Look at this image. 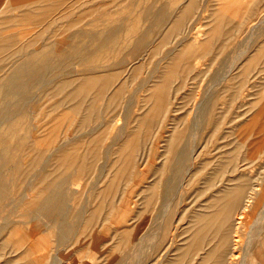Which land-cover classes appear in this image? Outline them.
Segmentation results:
<instances>
[{"label":"bare ground","instance_id":"obj_1","mask_svg":"<svg viewBox=\"0 0 264 264\" xmlns=\"http://www.w3.org/2000/svg\"><path fill=\"white\" fill-rule=\"evenodd\" d=\"M195 5L196 0H189L188 3H186L184 10L177 14L174 22L173 20H169L171 24L169 23L170 25L168 24L169 26L164 28L162 36L163 42H165L170 34L174 35L172 37V40H174V38L176 39L177 37L175 35L179 36V34H184L187 31L183 26L185 25L186 18L195 9ZM100 7V5L98 7L89 5L82 0H0V15L4 17V21L9 20L10 23L25 21L28 23H38V26L40 24L41 28L37 29L35 32L33 41L34 39L39 41V39L41 40L44 38V34H48L47 38H49V40L51 39L49 42L52 43L56 38L68 31L70 27H75V25L78 26L89 16L98 12ZM14 9H19L20 13H12V10ZM249 10H247L248 13ZM217 11L213 13L210 23V25H212L210 28H207L204 33L201 32L202 37H205L202 41L199 39V43H195L194 40L196 39H194V37L192 38L194 39L192 42H189L188 40V42L184 44L183 41L187 39V37L182 35L183 38H181L180 43H178L181 44V42H183L184 45L180 48H178L179 46L174 47L166 52L164 57H161V59H164L169 55V59L166 63L161 64L163 66L159 69L157 68L158 71H160L159 77L153 79L150 75L149 81L151 82L146 86L147 90L145 89V92L147 91V93L144 96L145 98H143L144 100H142L145 102V112L143 114H138L137 117L134 118L135 126L133 129L125 134H119L118 132L111 137L109 143L107 142L109 144L108 148L117 143L120 144L118 148L116 147L115 151H113V149H115L113 146L110 149H101L102 144L110 136L109 131L112 130H110L111 122H113V120H115L120 114L119 108L121 105V99L123 100L122 97L125 94L126 88V75H136L140 71L141 64L134 66L129 72H127V74H123L122 72L125 68H121V66L124 65L123 62L112 64L99 63V65H93L90 64L92 63L90 60V63L85 61L88 63L87 66L84 63L85 68L75 71L72 68L73 61L71 57L69 58L72 53L66 54V57L62 59V62L56 61V63L53 59L48 57V52H43L40 56L36 54L34 57H31L32 51L35 50V47L31 48L29 47L30 45L28 46V43H25L29 40H18L16 33L12 31L7 33H2L0 31L1 158L3 162L13 159L14 156L12 154L10 155V153H12L13 148H17L20 145H26L27 152L33 154L28 159V164L27 166L25 165L26 167H21L20 164L13 167L14 173L16 171L19 173H17V176L13 178L9 172L7 174L4 173L2 177L0 176V202L6 197V194L9 193V186L12 181H16V184L19 187H23V190H25L23 191L19 188V196L17 198L21 204L20 207L23 208V217L32 215L35 218L39 214L48 216L50 219L45 225L48 227L47 229H49L50 234L57 236V240L64 241L67 236L75 231L73 230L72 223L66 218L69 215L77 216V213L79 215V212L74 210L75 205L73 204L74 207L70 208L66 199L72 194L78 198L76 194L77 186L73 184L77 183L76 180L78 178L87 177L96 165L97 159L103 157L104 163L102 166L106 167V163L109 162V169L114 172L113 175L110 176L111 179L107 181L103 188L106 189V193L104 192L105 195H101L102 197L99 199L95 207L86 209L83 216V222L85 225L92 227L100 218H103V221H105L110 216V212H112L114 208L116 209L114 203L117 198H113V196H119L120 188L132 179L131 176L136 170L137 158L140 156V153H143L142 149L146 148L143 143L145 142L144 140H149V137L154 130L158 128L159 124L161 125L160 118L163 114L165 115L169 111L170 104L172 103L171 100L173 101L171 94L175 91L173 88H180L179 85L182 84L175 82H181L184 80V78L192 72L194 67L196 69L198 68V71H200V69H202L200 65L204 62L201 63L197 59L202 57V54H207L208 49H211L214 45H219V38L223 33V25L224 23H228L226 22L228 20L222 16L224 15L223 12L221 15L219 12L217 13ZM249 18L250 17H248V19ZM61 21H66L67 24L58 23ZM250 21L251 18L249 19V22ZM161 23H164L163 19H161ZM187 25L188 24H186V26ZM262 25H264V15L261 19L258 21L255 20L251 24L248 29L250 38L257 33V29ZM99 40V45L96 43L94 46L96 50L109 47V44H106L105 40ZM166 41H168V39ZM91 44L93 46L92 42ZM131 47V54L141 55L142 51L148 50V52H144L146 57L155 55L156 50L160 49V46L157 44L146 46L144 43V37H140ZM177 48L179 51L175 52V49ZM216 48L218 47L216 46ZM217 54L218 53H216V55ZM86 55L84 60H87ZM197 56H199V58ZM12 57L23 58H19V62H14V66H8V64H10L8 63V60ZM192 59H194L192 63L196 64L194 67H192L191 64ZM241 61L240 81L250 78V81H252V78L258 76L257 73H261V71L256 69L259 65L264 64V40L256 45L254 52L247 60ZM233 75V73L231 75L226 73L225 76H220L222 79H225L223 90L218 92L215 86H213V89L210 87L205 90L201 99L200 111L204 114V119L202 118L201 122H199L200 128L201 125L202 127L205 125L210 126L213 130L219 128L221 120L218 110V102L221 101V94L229 91L230 80H232ZM218 81L223 82L222 80ZM37 85L38 88L41 89V92L51 99L50 101L46 99L49 105V108L46 109V111L43 108V101L46 98H44V95L43 99L38 103H35L33 102L34 100H32L35 95V93H33V88ZM199 93L200 91L198 94ZM225 95L226 93L223 94V96ZM263 95L264 94H262V96ZM193 97H196V95ZM230 97L231 96L228 97L227 104ZM262 98L263 106L261 112L264 113V97ZM232 99L233 97L231 100ZM33 105L35 108H33ZM44 112H46L47 115H52V117L45 121L43 117ZM105 112H111L113 114L110 113L111 115H109V113H107V116ZM32 117H34V119H39V123L32 122ZM168 118L171 123L169 122V125L167 126L163 125L166 132L163 133L162 141L167 142V144L165 143V145H163V150L161 151L164 160L162 159V163L156 167L158 170H166L172 165L181 164L190 156V151L188 149V134L186 131L180 129L176 131L177 125L173 122L175 120L174 115H169ZM262 118L263 117L261 116V119ZM19 119H23L24 132H20L18 135L20 138L17 142L10 143L9 140L12 139V136H15L13 133L17 130L15 127V121ZM167 120L165 121L167 122ZM5 122L9 123L6 129L1 127ZM262 122L263 120L260 121L255 115L248 117V119L244 121V126L239 127L242 131V136L240 138L241 141L238 142L239 144L236 143L238 146L234 147V150L221 151L215 160L206 163L207 166L209 164V169L212 170L209 172L210 174H208L207 179L209 181L207 180V183L210 182V184H213L215 183L214 181H216L217 184L220 185L222 183L223 186L214 192L208 200H206L203 206L195 209L194 212L191 213L192 216L186 224V231L188 232L184 244L177 248L176 253L167 256L164 264L237 263L240 255L238 249L242 245V236L240 237L241 233L239 228L244 222L243 214L253 210L259 203L264 201V159L260 161L257 160L256 163L244 162L247 155H252V159H256V156H258L256 153L263 151L261 150L258 152L255 150V148L260 149L257 146H261V141L264 140V127L263 124H261ZM193 124L196 126L195 122H193ZM35 129L38 134L36 137L32 133ZM174 131L177 133H174ZM70 132L73 133L71 134ZM27 139L32 140L27 142ZM246 144H249L251 150L249 149V151L243 152L241 148ZM49 148L51 149L52 154L45 158L43 153L45 152V149ZM111 149L113 152H110ZM110 153L114 154H111V156L109 155ZM18 154L19 156L21 155L20 153ZM246 161H248V158ZM200 163L201 162L197 163V168L205 164ZM37 167H40V170L33 176H30ZM102 169L104 171L105 168L102 167ZM253 169L255 170L254 175L251 174ZM192 171L193 170L187 169L185 172L191 173ZM227 172L228 174H226ZM230 172L232 173L231 175L229 174ZM198 173L199 172H197V174ZM194 175L196 174L194 173ZM159 178L160 177H158V179ZM98 180H101V176H98ZM157 188V180L143 188V191L145 192L144 197L142 196L144 207L137 210L138 212L153 209L155 205L154 196L157 194ZM168 204L169 202L162 203L160 210L162 215L169 212L170 208ZM3 226L5 225L3 224ZM134 227L117 230L116 234L118 240L116 245H126L133 234ZM33 228L35 227L33 226ZM37 228L38 227L35 228V231L38 230ZM29 230H18L11 235H0V257L5 256V261L1 262V264H44L42 262L40 263L39 260H35V258H32L33 260H31L30 254L35 252L36 244L43 242L48 243V239L52 237H50L51 235L36 237L32 234L33 237H36L32 239ZM0 231L1 234L3 230ZM27 241H32L33 244L30 243L31 245L29 244L24 247L22 244ZM212 242L215 243L213 244ZM12 243H14V245ZM8 247L10 248L9 251L7 250ZM50 248H52L51 245ZM12 251L18 253L17 257L16 255L7 256L8 252L10 253ZM111 255L112 253L109 254L110 257ZM58 263L59 261L57 264ZM52 264H54V262ZM116 264H124V262L117 261Z\"/></svg>","mask_w":264,"mask_h":264},{"label":"rangeland","instance_id":"obj_2","mask_svg":"<svg viewBox=\"0 0 264 264\" xmlns=\"http://www.w3.org/2000/svg\"><path fill=\"white\" fill-rule=\"evenodd\" d=\"M82 1H85L89 5L96 7L100 5V10L94 13L95 15L92 14L89 16L78 26L75 25V27H70V31H66L63 33V35L56 38V40L52 43L49 42L51 39L49 40V38H47L48 34H44V38L41 40L39 39V41L35 39L33 41L35 32L37 29L41 28V25L39 24L38 26V23H28L25 21L10 23L9 20H7L8 22L4 21V17L0 15V31L2 33L12 31L16 33L18 40H29L25 43H28V46L30 45L29 47L31 48L35 47V50L32 51L33 55L31 54V57H34L36 54L40 56L43 52H48V57L53 59L56 63V61L62 62V59L66 57V54L72 53L69 58L71 57L73 61L72 68L75 71L85 68V65H88V63L85 61L89 62L90 60L92 63H89L93 65H99V63L112 64L123 62L124 65L121 66V68L125 67L122 72L123 74H127V72H129L134 66L141 64L140 71L136 75H126V88L125 94L122 97L123 100L121 99V105L119 108L120 114L115 118V120H113V122H111L110 130H112L109 131L110 136L102 144L101 149H110L113 146L115 149H112L115 151L116 147L118 148L120 144L117 143L108 148V143L114 134L118 132L119 134H125L129 130L133 129L135 126L134 118H136L138 114H143L145 112V102L142 100H144L143 98H145L144 96L147 93V91L145 92V89L147 90L146 86H148V84L151 82L149 81L150 75L153 79L158 78L160 74L158 69L163 66L161 64H165L169 59V55L164 59H161V57H164L166 52L170 51L174 47H182L186 42H188V40L189 42H192L194 39H196L194 40L195 43H197L199 39L202 41L205 37H202L201 32L204 33V31L207 28H210L212 25H210L213 17V15L211 16V13L214 10L220 11L225 2L224 0H199L195 5L196 10L194 9L192 13H190L186 18V22H188H185L183 27L187 31L184 34H179V36L175 35L177 36L176 39H174L173 42H170V40L167 43L162 41L164 28L170 25V21L173 20L174 22L177 14L184 10V7L189 0ZM242 3L243 1H241L239 4L240 6L237 4L239 9L237 7V10L236 8L235 10L236 12L239 10L237 12L238 14H230L228 17L230 23H227L224 27L226 32L229 29V32L232 33L230 34L231 37H226L227 33H222L221 37L219 38V45L216 44L214 47H211V49H208L209 54H202L203 56L201 55V59L199 56H197L199 58L197 60H199L201 63L204 62V65H200L202 69L198 71L199 69L194 67L196 64L192 63L194 60L192 59L191 64L192 67H194L192 72L181 82H175L182 84H178L180 88H173V90L176 92L174 91L171 94L173 101L171 100L172 103L170 104L169 111L165 115L163 114V116L160 118L161 125L159 124L158 128H156L158 132L154 130L155 133L153 132L151 134L149 140H144L145 142L143 143L145 144L144 146H146V148H143V153H140L142 158L140 156L137 158L136 170L131 176L132 179H130L122 187L120 186L121 190L119 191V196H113V198H117L115 199L114 203V207H116V209L114 208L115 210L113 209V211L110 212V216L105 221H103V218H100L99 221H96L95 225L92 227L85 225L83 222V216L86 209L95 207L99 199L105 195L106 189L103 188L107 181L111 179L110 176H112L114 172L113 170L109 169V162L106 163V167L102 166L104 163V158L100 157L97 159L96 165L91 170V173L88 174L87 177L85 176V178H78L76 180L77 183L73 184L77 186L76 194L78 198L72 194L66 199V201H68L67 203L70 205V208L74 207L75 205L74 210L79 212V215L77 213V216L69 215L66 218L70 223H72L73 230L75 231L74 233L67 236L64 241H59L57 240V236L50 234L49 229H47L48 227L45 225L49 222L50 218L48 216L39 214L35 218L32 215L26 216L27 218L23 217V208L20 207L21 204L17 200L19 196L18 189L20 188L23 190V187H19L16 184L17 182L14 180L11 183L12 186H9V193H7L6 197H4L0 202V230H3L0 235H11L18 230L28 231L29 229H32L29 230L32 239L44 235H51L50 237L52 238L48 239V243L43 242L36 244L37 246L35 252L30 254L31 260L35 258V260H39L40 263L42 262L44 264H52L53 262L54 264H57L58 261L60 264H116L117 261H123L124 264H164L167 256H171L172 254L176 253L177 248L182 246L186 240V234L188 232L186 231V224L188 223L189 218L192 216L191 213H193L195 209L203 206L206 200H208V198L214 192L223 186L222 183L219 185L216 181H214L215 183L213 184H210V182L207 183L208 174H210L209 172L212 170L209 169V164L207 166L206 163L215 160L221 151L234 150V147L238 146V142L241 141L240 138L242 136V131L239 127L244 126V121L247 120L248 117L255 115L260 119V121L263 120L261 124H263L264 127V113L261 112L263 106L262 97H264V95L262 96V94H264V64L259 65V67L256 69L261 71V73H257L258 76L252 78V81H250L251 78L240 81L241 60H247L254 52L256 45L264 40V25L260 26L257 29V33H255L251 38L249 36L250 33L248 32L251 24L255 20L258 21L263 17L264 0H247L246 6ZM14 10H12V13H20L19 9ZM247 10H249V13ZM248 17L251 18L250 22H247ZM161 19L164 20V23H161ZM58 23L67 24L66 21H61ZM186 24L188 25L186 26ZM32 25L37 27L35 28ZM182 35H185L187 39L183 41L184 44L183 42L179 44L181 41L180 39L183 38ZM169 36L173 37L174 35ZM140 37H144V43L146 46L156 44L160 46V49L156 50L155 55L146 57L144 52H148V50L142 51L141 55L130 53L132 49L131 46H133ZM99 39L105 40V43L109 44V47L96 50L94 46L96 43L99 45ZM91 42L93 43V46ZM216 46L218 48H216ZM178 48L175 49V52L179 51ZM216 53L218 54L216 55ZM85 55L87 60H84ZM19 58H10L8 60V63L10 64L7 63L8 66H14V62H19ZM226 73H229L230 75L233 73L234 75L232 80H230L229 91L224 92L226 93L225 96H223L224 93H222V98L220 99L221 101L218 102V110L221 120L219 128H217V130L214 129L215 131L211 129L210 126L206 125L203 127L201 125L200 128L199 122H201L202 118L204 119V114H202L200 110L201 99L205 93V90L210 87L213 89V86L216 87L218 92L223 90V83H225V79H222L220 76H225ZM218 80H222L223 82H219ZM199 91L200 93L198 94ZM33 93H35V95L33 96L34 99L32 100H34L33 102L35 103L40 102L43 99V95L44 98L46 97L43 101V108L46 111V109L49 108L48 101H46V99L49 101L51 99H49L46 94L41 92V89L38 88V85L33 88ZM195 95L196 97H193ZM229 96L231 97L227 104ZM232 97L233 99L231 100ZM33 108H35L34 105ZM173 111L176 112L174 113ZM105 113L106 115L107 113H109V115L113 114L111 112ZM169 115H174L175 117L173 122L175 125H177L176 131L180 129L186 131L188 134V149L190 151V156L186 158L181 164L172 165L166 170H158L156 167H158L164 160L161 151L163 150V145H165V143L167 144V142L162 141V138L164 135L163 133L166 132L164 126L169 125L170 122L168 118ZM261 116L263 117L262 119ZM43 117L46 121L49 120L52 115H47V113L44 112ZM165 120H167V122ZM32 122L39 123V119H34V117H32ZM193 122L196 123V126H194ZM8 125L9 123L5 122L1 125V127L6 129ZM15 127L17 130L13 133L15 136H12V139L9 140L10 143L17 142L20 138L18 136L20 132H24L23 119L15 121ZM226 129L229 130L227 131ZM176 131H174V133H177ZM35 132L36 129L32 132L36 137L38 134ZM70 133L72 134L73 132ZM31 140L32 139H27L26 141L28 142ZM261 142L263 146H257L260 149L255 148V150L258 152L261 150L263 151L256 153L258 155L256 156V159H252V155H247L244 162L256 163L257 160L260 161L264 159V140ZM112 149L110 152H113ZM241 149L243 152L249 151V144H246ZM25 152L27 153V156ZM18 153L21 155L19 156ZM11 154L14 156V158L9 159L7 162H3L0 153L1 177L4 175V173L7 174L8 172L11 174V176H13V178L17 176L19 173L18 171L14 173L13 167L17 164H20L21 167H26L28 164V159L33 155L27 152L26 145H20L17 148H13V151L10 153V155ZM43 154L45 158L49 157L52 154L51 149H45ZM111 154L114 153H110L109 155ZM247 158L248 161H246ZM199 162H201L200 164L205 163L201 165L203 167L200 166L197 168V163ZM102 167L105 168L104 171ZM39 168H35L30 176H33L37 171H39ZM187 169L193 171L191 173H186L185 171ZM196 171L199 173L197 174ZM194 173L196 175H194ZM226 174H228V172ZM229 174L231 175L232 173L230 172ZM251 174H255L254 169L252 170ZM98 176H101V180H98ZM158 177L160 178L158 179ZM153 180H157L158 186L157 194L154 196L155 205L151 210L148 209L146 211L138 212L137 210L144 207L143 197L145 192L143 191V188L146 187V185L154 182ZM36 186L39 187L38 185ZM166 202H169L168 206L170 210L165 215H162L160 211L162 203ZM243 216L244 222L239 228L241 235L238 232L240 237L242 236V245L238 249L240 255L236 264H264V201L259 203L253 210L245 212ZM3 224L5 226H3ZM32 225L35 228L38 227V232L35 231L36 229L33 228ZM127 227H134L133 234L130 237L128 243L126 245H116L118 240L116 231ZM32 234L36 237H33ZM30 243L33 244L32 241H27L22 245L26 247ZM212 243L214 244L215 242ZM12 244L14 245V243ZM50 245L52 248H50ZM7 250L9 251L10 248L8 247ZM111 253L112 255L110 257L109 254ZM17 254V252L12 251L10 253L8 252L7 256L16 255L17 257ZM3 261H5V256L0 257V264Z\"/></svg>","mask_w":264,"mask_h":264},{"label":"crops","instance_id":"obj_3","mask_svg":"<svg viewBox=\"0 0 264 264\" xmlns=\"http://www.w3.org/2000/svg\"><path fill=\"white\" fill-rule=\"evenodd\" d=\"M198 1H199V0H196V3H197ZM232 1H233V2H232ZM241 1H244L243 3H244V5L246 6V1H247V0H224L225 3L223 4L224 6L222 7V9H221L220 11H219V10H218V11L216 10V11H217V13L219 12V14H221V15H222V12H223L224 15H222V16H224V18H225L226 20H228V17L230 16V14H233V15L238 14V13H237L238 11L236 12V10L234 11L233 9H235V8L237 9V6H238L237 4H240ZM230 2H231V4H230ZM243 3H242V4H243ZM244 5H243V6H244ZM228 7H229V8H228ZM234 7H235V8H234ZM238 7H239V6H238ZM225 8H226V9H225ZM231 9L233 10V12H234L235 14L232 12ZM213 10H214V9H213ZM224 10H225V11H224ZM216 11L214 10L213 12H216ZM213 12L211 13V16L213 15ZM226 22L230 23L229 20L226 21ZM247 22H249V19L247 20ZM170 24H171V23H170ZM226 24H227V23H226ZM226 24L224 23V25H223V31H222V32H223V33H227V34H228L227 37L230 38V32H229V31L226 32V31H225L226 29L224 28ZM170 35H171V34H170ZM169 37H170V38H169ZM167 39H168V41H170V39H171L170 42H173V40H172L173 38H172L171 36L168 35V38H167ZM167 39H166V40H167ZM174 39H175V38H174ZM166 40H165V42L168 43V41H166Z\"/></svg>","mask_w":264,"mask_h":264}]
</instances>
